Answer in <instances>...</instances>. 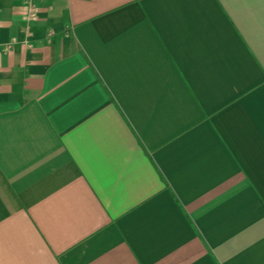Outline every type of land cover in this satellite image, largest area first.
I'll use <instances>...</instances> for the list:
<instances>
[{"label": "crops", "instance_id": "1", "mask_svg": "<svg viewBox=\"0 0 264 264\" xmlns=\"http://www.w3.org/2000/svg\"><path fill=\"white\" fill-rule=\"evenodd\" d=\"M36 1L0 64V264H264V0Z\"/></svg>", "mask_w": 264, "mask_h": 264}, {"label": "clouds", "instance_id": "2", "mask_svg": "<svg viewBox=\"0 0 264 264\" xmlns=\"http://www.w3.org/2000/svg\"><path fill=\"white\" fill-rule=\"evenodd\" d=\"M39 12L40 8L36 7L32 0H24L22 4L13 9L12 19H0V28L10 26L13 23L25 26V39L23 41L15 33H12L9 40L5 44L0 45V64L3 63L5 57L11 58L15 54V45L19 44L22 51L25 48L32 47L28 39L27 29H30L32 24L39 22ZM20 67L23 68L24 64L22 63Z\"/></svg>", "mask_w": 264, "mask_h": 264}, {"label": "built area", "instance_id": "3", "mask_svg": "<svg viewBox=\"0 0 264 264\" xmlns=\"http://www.w3.org/2000/svg\"><path fill=\"white\" fill-rule=\"evenodd\" d=\"M32 3H33L36 7H39V6H38V3H37L36 0H32Z\"/></svg>", "mask_w": 264, "mask_h": 264}]
</instances>
